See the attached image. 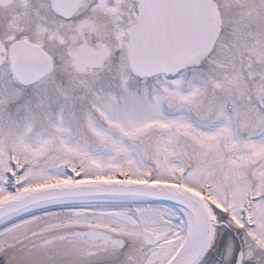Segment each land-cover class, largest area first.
Masks as SVG:
<instances>
[{"label": "snow or ice", "instance_id": "snow-or-ice-1", "mask_svg": "<svg viewBox=\"0 0 264 264\" xmlns=\"http://www.w3.org/2000/svg\"><path fill=\"white\" fill-rule=\"evenodd\" d=\"M0 264H264V0H0Z\"/></svg>", "mask_w": 264, "mask_h": 264}]
</instances>
